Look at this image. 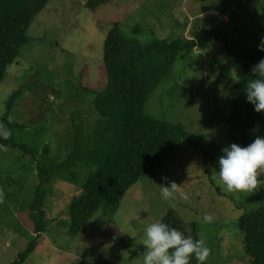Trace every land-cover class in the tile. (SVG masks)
Segmentation results:
<instances>
[{
    "label": "rangeland",
    "instance_id": "1",
    "mask_svg": "<svg viewBox=\"0 0 264 264\" xmlns=\"http://www.w3.org/2000/svg\"><path fill=\"white\" fill-rule=\"evenodd\" d=\"M86 2L48 1L28 30L30 42L0 83V118L9 112L21 126L14 132L16 142L35 156L0 148V264L19 261L33 240L34 251L19 264H142L145 228L172 209L188 236L203 239L211 249L205 264H250L238 221L264 203V188L229 193L213 174L222 149L238 144L231 138L228 93L240 76L238 67L223 77L229 58L216 41L179 58L173 76L154 89L145 106L149 116L182 125L196 146L183 142L152 177L135 182L113 212L101 207L72 234L69 202L82 195L96 170L80 156L46 183L39 235L25 225L35 203L38 161L64 163L78 133L81 154L104 146L102 141L108 145L109 137L99 134L105 123L95 98L107 86L104 42L115 23L142 43L194 39L212 29L226 31L237 47L258 46L264 38V0H110L95 9ZM165 176L179 186L172 201L161 197L160 184L168 186ZM205 214L213 217L211 223L203 222ZM191 264H198L195 257Z\"/></svg>",
    "mask_w": 264,
    "mask_h": 264
},
{
    "label": "trees",
    "instance_id": "2",
    "mask_svg": "<svg viewBox=\"0 0 264 264\" xmlns=\"http://www.w3.org/2000/svg\"><path fill=\"white\" fill-rule=\"evenodd\" d=\"M50 0H0V83L4 81L7 69L20 56L23 48L30 42L28 30L35 16ZM110 0H87L89 8L95 9ZM138 33V27L133 28ZM209 41L222 44L221 51L229 62L224 68L223 77L240 68L239 82L228 93L231 112L228 122L231 138L244 147L257 136L264 137V112L257 113L247 102L245 85L252 74V67L264 58L258 46L237 47L229 41L226 31L212 29L194 39L176 40L153 39L142 43L126 37L118 23L110 28L104 42V65L107 71V86L96 93L95 107L100 113L105 127L99 132L101 138L108 136V145L85 149L80 153V134L73 141V150L68 159L57 166H47L37 162L38 184L35 203L28 212L29 223L25 225L38 236L42 230V209L45 185L56 170L69 165L82 157L96 170L90 173L83 186L82 195L69 202V231L78 234L94 213L101 207L113 212L124 193L139 179L153 176L154 171L168 157L172 156L181 144L196 146L191 135L182 125L171 124L145 112L147 100L159 84L173 76L179 58L190 56L196 49L205 48ZM19 92L9 99V109ZM10 111V110H9ZM9 112L0 118V124L11 131V136H0V148H20L35 160L32 150L19 145L15 140V130L21 126L9 119ZM1 150V149H0ZM47 154L44 147L43 155ZM182 231L186 236L185 225L172 209L161 220ZM243 234V246L250 264H264V203L244 215L238 221ZM30 230V229H29ZM36 242L20 254L19 264L35 248Z\"/></svg>",
    "mask_w": 264,
    "mask_h": 264
},
{
    "label": "clouds",
    "instance_id": "3",
    "mask_svg": "<svg viewBox=\"0 0 264 264\" xmlns=\"http://www.w3.org/2000/svg\"><path fill=\"white\" fill-rule=\"evenodd\" d=\"M258 49L264 52V38L261 39ZM251 71L255 78H250L245 85L246 99L257 113L264 112V58L260 59ZM234 82L238 83L239 80ZM0 136L4 139L11 136V131L2 124ZM222 151L223 155L218 159L219 171L214 169L213 174L218 173L227 192L253 193L264 188V180L259 178L264 175V137L257 136L252 143L244 147L232 143ZM162 180L168 185L160 184L162 199L174 200L179 186L175 181L169 182L166 176L162 177ZM181 195L184 200L188 199L186 194ZM212 220L213 217L208 214L203 216L204 223H211ZM140 244L145 249L141 253L142 264H191L193 257L198 264H205L211 254V249L203 239L194 240L161 221L151 223L145 228Z\"/></svg>",
    "mask_w": 264,
    "mask_h": 264
}]
</instances>
